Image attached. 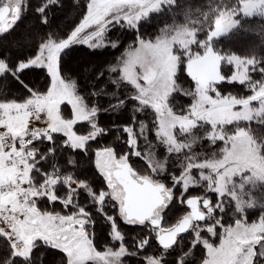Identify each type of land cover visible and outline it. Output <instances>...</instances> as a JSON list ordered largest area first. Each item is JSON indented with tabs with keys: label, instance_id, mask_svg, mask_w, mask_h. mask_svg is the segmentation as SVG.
<instances>
[{
	"label": "snow or ice",
	"instance_id": "obj_1",
	"mask_svg": "<svg viewBox=\"0 0 264 264\" xmlns=\"http://www.w3.org/2000/svg\"><path fill=\"white\" fill-rule=\"evenodd\" d=\"M26 3L27 0H0V35L14 28ZM58 3L59 0H43L35 9L41 23H49L47 11ZM176 6V0H87L80 22L65 37L49 32L33 55L14 62L0 52V78L10 76L29 92L23 99H0V239L5 241L7 253L0 256V264H43L44 253L33 259L34 251L40 247L62 253V264H123V257L137 256L149 247L151 238L163 251L143 257L144 264H169L167 254L177 245L180 234L189 231L193 234L191 247L172 264H187L197 246L205 250L200 264H264V215L251 223L244 216L247 208L256 205L255 200L245 199V185L264 182V133H255L250 123L239 126L240 122L256 121L264 127V58L241 57L214 47L215 38L227 36L240 25L236 17L241 13L244 17H264V0H236L230 6L209 4V12L201 15L206 21L214 17V27L209 24L203 40L198 38L203 25L190 20L164 27L154 38L140 34V25L153 14L166 9L171 12ZM189 15L185 12L186 20ZM116 27L136 32V39L135 46L129 45L118 65L109 69L112 73L119 71L118 79L111 83L117 89L126 83L133 91L123 99L116 92L105 93L115 102L109 109H101L90 105L77 92L74 80L62 76L60 62L73 45L104 47L106 33ZM110 46L115 48L118 43L112 41ZM193 46L202 51H193ZM182 63L194 81V89L183 93L191 97V104L177 112L171 101L180 91L177 78ZM222 64L234 66V71L224 74ZM33 68L46 69L51 78L44 93L32 90L20 79ZM252 73H259L261 79H253ZM102 77L100 73L97 79ZM223 83L246 85L252 94H222L218 89ZM130 102H135L130 123L122 129L117 127L127 136L129 152L118 155L112 146L95 151V167L106 182V189H94L88 180L62 172L58 151L67 147L87 153L89 142L109 131L97 123V114L123 109ZM65 103L71 106V118L62 114ZM148 109L154 114L158 143L169 155L184 154L179 175H170L171 186L156 178L167 171L168 156L157 158L148 125L136 116ZM42 115L45 126L30 127L31 120L40 121ZM79 122L90 126L86 134L74 130ZM206 125L209 130L203 137L197 136L196 130ZM230 125H234L231 132ZM54 134H62L65 139L57 144ZM140 137L144 140L143 149L138 144ZM201 140L212 146L221 142L223 147L211 157L202 156L194 152ZM45 142L48 147L37 146ZM131 156L143 158L148 173L137 172L129 163ZM50 158V167L43 169L41 164ZM76 164L75 157L69 155L66 165ZM193 170H198V178ZM237 176L239 185L233 180ZM203 183L207 185L203 195L186 197L190 188ZM60 187L65 189L63 195L59 194ZM177 187L178 195L174 191ZM81 191L88 197V204L110 224L109 235L119 242L118 249L97 250L89 231L94 224L93 213L78 202ZM208 192L217 195L215 202ZM229 199L234 202L233 223H225L220 215L226 212ZM44 200L50 205L60 202L71 210L63 214L42 208L38 202ZM177 200L190 210L174 224L162 226L165 210ZM260 206L264 208V204ZM106 207L117 208L125 224L148 227L150 236L134 241L136 250L129 251L117 218L109 215ZM216 236L218 245L210 240Z\"/></svg>",
	"mask_w": 264,
	"mask_h": 264
},
{
	"label": "trees",
	"instance_id": "obj_2",
	"mask_svg": "<svg viewBox=\"0 0 264 264\" xmlns=\"http://www.w3.org/2000/svg\"><path fill=\"white\" fill-rule=\"evenodd\" d=\"M43 0H27L26 8L22 12V16L17 24L8 33L0 35V52L5 53L11 57V61L14 62L17 58H25L35 53L39 42L46 38L49 32L57 34L59 37H65L70 31L80 22L84 11L86 10L87 0H59L57 5L50 7L47 11L49 17V23H41V17L36 13L35 9L40 6ZM223 4L230 6L236 3V0H176V7L171 12L167 9L161 14H153L151 19L143 22L140 25L139 32L145 38H154L159 34L160 29L168 24H185L189 20L198 22L203 25L204 31L199 33L198 38L203 40L206 38L209 24L214 26V17L210 21H206L202 13L209 12V4ZM185 12H189L187 20L185 19ZM175 13V15H173ZM240 25L232 30L227 36H222L214 40V47L224 53H234L239 56L251 57L255 55L257 58H264V17L252 16L241 17ZM106 38L109 44L101 48H90L84 44L73 45L65 54L62 55L60 62L61 74L65 79L74 80L77 84L78 92L85 97L86 101L92 105L96 104L101 109H109L110 104L115 102V98H109L105 93L116 92L118 97L123 99L124 97L132 93V88L122 83L121 87L117 89L115 85L111 83L113 79L117 78V73H112L109 69L116 64L120 54L129 47V45H135L136 32L121 29L119 27L113 28L106 33ZM112 41H116L118 46L113 48L110 46ZM193 51H201V49L193 47ZM93 67V71L86 72L83 68L86 66ZM223 64V71L225 74L230 73V66ZM103 73V77L97 79V77ZM253 79H261L259 73H252ZM24 84L32 90L39 92H46L50 87L51 78L46 69L33 68L26 70L20 77ZM177 82L189 91L194 88V81L187 75L184 70V64H181L178 73ZM101 89L104 91L101 92ZM219 91L222 94H233L238 97H243L251 94L246 85H240L239 83H223L219 86ZM100 93L98 96H93L92 93ZM6 94V95H5ZM29 95L26 88L21 86L10 76H4L0 78V99H23ZM192 99L190 96L183 93H175L172 98V106L177 112L182 111L188 105H190ZM135 102L127 103L123 109L116 111H100L97 114V123L105 128L109 129L104 135L99 136L94 141L89 142V151L84 153L80 150L72 151L65 147L62 151H58L57 158L59 163L63 166L62 172H72L78 179L88 180L94 189L104 188L106 189V182L99 174L95 167V151L105 146H112L118 154L129 152V148L126 144L127 136L118 131L117 127L122 129L123 125L130 123L132 116V108ZM138 120H144L148 125L149 140L154 145V114L150 109L143 113L136 114ZM252 124V123H251ZM253 124H257L254 123ZM247 125L242 123L240 126ZM81 126V127H80ZM90 126L87 122H79L75 126V130L78 133L85 134L89 131ZM208 127L200 128V131H206ZM234 128V127H233ZM233 128H231L233 130ZM199 131V136L203 137L202 132ZM120 139H117V136ZM56 143L62 142L65 137L61 134H54ZM139 147L144 148V140L139 138ZM41 148L48 147V143L37 145ZM221 142H218L214 147H220ZM213 146L207 140H201L194 147V151H201V153H210V148ZM71 155L74 156L77 164L75 166H67L66 159ZM143 158H137L131 156L129 159L130 165L139 173V164L144 163ZM51 158L48 163H42L41 167L47 169L50 167ZM173 156L170 159L168 167L171 168L174 165ZM148 173V172H147ZM161 179L166 184L168 183L167 175L161 174L156 177ZM65 189L59 188V194L63 195ZM78 202L81 205H87V210L93 213L94 224L89 228V231L93 233V243L99 250H105L109 247L119 246V242H115L110 238V224L99 214L96 213L94 206L88 204V197L81 191L78 197ZM42 208H48L49 210L60 211L63 214H67L71 209H65L60 202H56L54 205H50L47 200L38 202ZM186 208V206H185ZM184 209V208H183ZM182 209V210H183ZM264 209V208H263ZM257 209L256 214L264 213V210ZM185 210V209H184ZM105 211L109 215H113L117 218L120 231L125 236V244L129 251H135L134 241H138L146 236H150V229L143 225H128L125 224L118 216V209L106 207ZM183 212V211H182ZM256 217V216H252ZM167 218L164 215L165 223ZM203 224V222H201ZM191 232L183 233L178 237V242L182 240L178 245L174 246L166 259L169 264L176 259L182 252H187L191 247L192 240L190 239ZM193 239V238H192ZM162 248L158 245V242L151 238L150 246L139 252L137 256H125L122 261L123 264H144L143 257L150 254H159ZM44 253L43 264H62L63 254L59 251L52 250L50 248L40 247L33 253V259H36ZM6 243L3 239H0V256L6 255ZM205 255V250L202 246H197L193 250L191 256L187 259V264H200L201 259Z\"/></svg>",
	"mask_w": 264,
	"mask_h": 264
},
{
	"label": "rangeland",
	"instance_id": "obj_3",
	"mask_svg": "<svg viewBox=\"0 0 264 264\" xmlns=\"http://www.w3.org/2000/svg\"><path fill=\"white\" fill-rule=\"evenodd\" d=\"M241 17L243 18L244 16H243V14L241 13L240 15H238L236 18L237 19H241ZM241 22V21H240ZM172 25H176V24H168V25H165L164 27H166V26H172ZM163 27V28H164ZM214 27V26H213ZM216 39V38H215ZM109 44V41H108V39L106 38L105 39V46L106 45H108ZM84 45H86V44H84ZM86 46H88V45H86ZM132 46H135V45H132ZM193 47H195V46H193ZM101 48V47H100ZM128 48L129 47H127L123 52H122V54H120V56H119V59H118V61L116 62V64L115 65H113V66H116V65H118V62L124 57V55H125V53H126V50H128ZM194 50V49H193ZM218 50V49H217ZM202 51V50H201ZM237 55V54H236ZM242 57V56H241ZM182 64H184V63H182ZM227 66H229V65H227ZM227 66H225V67H227ZM86 72H90V71H93L92 69H93V67L92 68H90V66L88 65V66H86L85 68H83ZM179 70H180V68H179ZM179 70H178V73H179ZM184 70H185V72H186V67H185V64H184ZM232 71H234V66H230V73H227L226 75H230L231 73H232ZM222 72L225 74V72L223 71V64H222ZM115 73H117L116 75H117V78L119 77V71H117V72H115ZM130 86V85H129ZM131 87V86H130ZM177 87L180 89V93H185V92H188L189 90L188 89H186V88H184L182 85H180V83H178L177 82ZM194 89V88H193ZM219 90V89H218ZM77 92H78V90H77ZM41 93H44V92H41ZM79 93V92H78ZM178 93V92H177ZM80 94V93H79ZM252 94V93H251ZM251 94H249V95H251ZM81 95V94H80ZM249 95H247V96H249ZM243 97H246V96H243ZM253 105L254 106H257V102H253ZM61 111H62V114L64 115V117L65 118H71V112H72V110H71V106L70 105H68L67 103H65V104H63L62 106H61ZM33 122V121H32ZM35 122V121H34ZM253 122L254 123H257L256 121H252V122H240V124H242V123H247V125H245V126H243V125H241L240 126V124H239V126L240 127H247L248 125H249V123H250V125H251V128L253 129V131L255 132V133H264V127H261V126H259L258 124H253ZM252 123V124H251ZM43 124H44V126H45V123L43 122ZM207 126V125H206ZM81 127V126H80ZM208 127V126H207ZM234 127V125H230V126H228V131L229 132H231L232 131V129L231 128H233ZM205 128V127H204ZM74 130H75V126H74ZM89 130H90V128H89ZM209 130V128H207L206 129V131H208ZM75 131H77V130H75ZM199 131H200V128H198L197 130H196V132H195V134L197 135V136H199ZM205 130L204 131H200V132H202V134L204 135V133L206 132ZM78 133V132H77ZM78 134H80V133H78ZM82 134V133H81ZM86 134V133H85ZM62 135V134H61ZM154 138H155V143H156V147H155V152H156V155H157V158L158 159H161V160H163L166 156H168V164L170 163V159H171V157L173 156V159H174V162H175V164L174 165H172V167L171 168H169L168 167V165H167V171L165 172V173H163L164 175L166 174L167 175V180H168V185L169 186H171V180H170V175H172V174H175V175H179V173H180V163H181V161L183 160V157H184V154L183 153H181V154H171V155H169V154H167L166 153V150H165V147L163 146V145H160L159 143H158V141L156 140V137L154 136ZM139 144V143H138ZM221 147H223V144L221 143V146L220 147H212V148H210V153H208V154H205V153H201V151H199V152H197V151H194L195 153H197V154H200V155H206V156H208V157H211L212 156V154L213 153H216V152H218V149L219 148H221ZM119 155V154H118ZM144 160V159H143ZM144 163H140L139 164V170H140V172H141V174H146L148 171H149V169H148V167H147V165H146V162H145V160L143 161ZM193 175L194 176H196L197 178H198V176H199V173H198V170H193ZM246 176L247 175H250V173H246L245 174ZM233 180H234V182L237 184V185H239V183H240V177L239 176H237V177H234L233 178ZM72 187H76V185L75 184H73L72 185ZM207 187V185H206V183H203L202 184V186H198V187H192V188H190V190H189V192L186 194V197L187 196H192V195H203L204 193H205V188ZM176 193H177V195L179 194V191H180V188L179 187H177V189H175L174 190ZM244 191H245V193H247L248 195H246L245 196V199H249V198H251V199H253V200H255L256 201V205L254 206V207H252V208H247L246 210H245V213H244V216L247 218V220H248V222L249 223H251L252 221H256V220H258V218L261 216V215H264V213H261V214H257V215H255L256 214V211H258L257 209H261L262 207L260 206L261 204H264V182H260V181H257L254 185L253 184H247V185H245V189H244ZM207 195H208V197L213 201V202H215L216 200H217V195L215 194V193H212V192H208L207 193ZM185 197V198H186ZM185 204H180L179 202H178V200L177 201H175V202H173L172 204H170L169 205V208L168 209H166L165 210V213L163 214V215H165V217L167 218V221H165V223L164 222H162V226H165V227H167V226H170V225H172V224H174L176 221H177V219L179 218V217H181L183 214H185L186 212H188L189 210H188V208L186 207L185 208ZM225 207H226V212L224 213V214H220V215H222L223 216V221L225 222V223H233V221H234V216H233V213H234V211H235V208H234V202L233 201H231L230 199H229V201H228V203L225 205ZM185 210H184V209ZM183 209V210H182ZM263 209V208H262ZM264 210V209H263ZM183 211V212H182ZM240 214H236V217H238ZM252 216H256V217H252ZM202 224V223H201ZM0 226H2V225H0ZM191 232V231H190ZM203 235L205 236V237H207L208 236V234L207 233H203ZM192 238H193V234H192V232H191V237H190V239L192 240ZM210 240H211V242L212 243H214V244H217L218 245V243H219V236H216V237H211L210 238ZM182 240H180L179 242H178V245L179 244H181L180 242H181ZM177 245V246H178ZM110 248H113V249H118L119 248V246H117V247H110ZM97 250H99V249H97ZM99 251H104V250H99ZM123 259V258H122ZM258 264H259V262H258Z\"/></svg>",
	"mask_w": 264,
	"mask_h": 264
},
{
	"label": "built area",
	"instance_id": "obj_4",
	"mask_svg": "<svg viewBox=\"0 0 264 264\" xmlns=\"http://www.w3.org/2000/svg\"><path fill=\"white\" fill-rule=\"evenodd\" d=\"M32 121H33V122H32ZM34 121H35V122H34ZM43 122H44V117H43V115H42L40 121H36L35 119L31 120V122H30V127H32V128H35V127H44Z\"/></svg>",
	"mask_w": 264,
	"mask_h": 264
},
{
	"label": "flooded vegetation",
	"instance_id": "obj_5",
	"mask_svg": "<svg viewBox=\"0 0 264 264\" xmlns=\"http://www.w3.org/2000/svg\"><path fill=\"white\" fill-rule=\"evenodd\" d=\"M187 207V206H186ZM188 208V207H187ZM188 210H190L189 208H188Z\"/></svg>",
	"mask_w": 264,
	"mask_h": 264
},
{
	"label": "water",
	"instance_id": "obj_6",
	"mask_svg": "<svg viewBox=\"0 0 264 264\" xmlns=\"http://www.w3.org/2000/svg\"><path fill=\"white\" fill-rule=\"evenodd\" d=\"M181 235V234H180Z\"/></svg>",
	"mask_w": 264,
	"mask_h": 264
}]
</instances>
